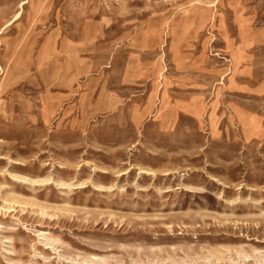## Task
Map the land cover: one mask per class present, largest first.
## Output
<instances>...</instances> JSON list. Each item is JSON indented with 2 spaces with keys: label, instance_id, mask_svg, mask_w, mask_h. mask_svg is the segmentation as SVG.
<instances>
[{
  "label": "rangeland",
  "instance_id": "obj_1",
  "mask_svg": "<svg viewBox=\"0 0 264 264\" xmlns=\"http://www.w3.org/2000/svg\"><path fill=\"white\" fill-rule=\"evenodd\" d=\"M0 31V264H264V0H0Z\"/></svg>",
  "mask_w": 264,
  "mask_h": 264
},
{
  "label": "bare ground",
  "instance_id": "obj_2",
  "mask_svg": "<svg viewBox=\"0 0 264 264\" xmlns=\"http://www.w3.org/2000/svg\"><path fill=\"white\" fill-rule=\"evenodd\" d=\"M24 2H25V1H22L21 4H20V6H21ZM19 15H20V12H18L17 14H15V15H14V18H17ZM0 33H1V31H0Z\"/></svg>",
  "mask_w": 264,
  "mask_h": 264
}]
</instances>
